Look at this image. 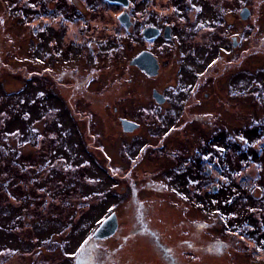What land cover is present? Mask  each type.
I'll list each match as a JSON object with an SVG mask.
<instances>
[{
  "label": "rangeland",
  "instance_id": "obj_1",
  "mask_svg": "<svg viewBox=\"0 0 264 264\" xmlns=\"http://www.w3.org/2000/svg\"><path fill=\"white\" fill-rule=\"evenodd\" d=\"M68 1L0 0V264H264V0H252L250 18L240 14L248 0H238V12L227 13L201 0L187 17H177L182 24L205 20L182 42L203 41L204 34L213 38L216 24L220 68H233L235 59L237 72L248 65L238 79L252 88L244 86L248 93L232 97L223 73L196 95L202 75L188 90L177 92L173 85L181 76L200 75L195 59L214 58L217 47L176 61L185 46L162 43L155 48L161 62L157 77L131 66L145 45L131 35L117 42L103 31L104 21L108 29L118 22L119 8L92 16L91 31L105 32L108 42L77 46V61L68 59L60 71L51 57L55 19L40 15L54 7L66 11ZM73 6L90 16L85 0ZM233 36L238 47L231 54ZM84 38L79 35L78 41ZM101 49L105 55L96 60ZM153 87L170 101L157 104ZM213 88L217 95L211 96ZM195 103L197 111L221 110L222 126L232 124L231 132L222 128V139L231 133L244 144L248 140L253 159L247 161L238 141L235 152L221 157V179L230 175L227 182L239 192L216 194L218 207L209 214L184 212L182 203L184 108ZM124 114L141 122L140 129L123 132L119 115ZM249 122L252 131L243 125ZM162 168L169 187L149 180ZM245 184L256 187L246 194ZM111 212L118 217L117 231L95 238ZM213 217H221L222 224Z\"/></svg>",
  "mask_w": 264,
  "mask_h": 264
},
{
  "label": "flooded vegetation",
  "instance_id": "obj_2",
  "mask_svg": "<svg viewBox=\"0 0 264 264\" xmlns=\"http://www.w3.org/2000/svg\"><path fill=\"white\" fill-rule=\"evenodd\" d=\"M73 1L75 0L68 1L69 4L70 3L71 4L69 6L70 9H66V11L55 9L54 7L53 10H45V13L40 15L41 19L45 18L43 16L44 14H48L49 17L55 19V23H52V21H50V23L53 25L55 30L53 31L56 34V36L54 37L55 48L53 50V53L51 54V57L52 60L59 65L58 66L59 70L63 69L62 64L65 63L68 59L70 60L72 59V57H74L72 61H77L76 59V53L78 54V52L76 51L77 46H82L85 44L90 45L92 42H95L97 46L102 47L103 43L108 42L107 40L108 36H105L106 34L107 35L113 34V36L117 39V42L123 39L121 37L127 38L131 35L133 37L134 43L138 42L139 44H144L145 47L141 51L143 50L151 51L157 57L159 62L158 74L150 77H157L160 73L161 62L159 56L156 54L155 48H157V46H160L162 43H165L166 45H169L171 47L173 45L185 46L182 48V52L179 53L178 56L176 55L175 57L176 61L181 60L182 59L181 57L182 56L186 57V55L190 57H194L198 54V51H201L204 48L213 47L214 49L217 47L218 49L219 46L216 24L214 31L212 32L213 38L210 35L206 37L204 34V36L201 35L199 39L203 41L182 42L183 40L185 41L186 38L187 39H191L190 37L193 38L194 35H192V32L196 31L195 28L196 26H198V24L203 25V23H205V20L197 21L195 23L187 21V23L186 24L183 23L184 24L183 25L180 22V20H178L177 17L178 15L180 18L183 17V19L184 17H187L188 13L191 10L193 9L196 10V7L199 8L198 5L196 4H198V2H200L201 0H184L183 3H179L180 0H129L128 5H124L122 3H114L109 0H85L88 14H90V16L89 17L87 16V18L84 15V13L82 14L80 10L79 12L78 9L72 8ZM208 2H210V5H213L215 11H217L216 9L219 8V10L223 11V13H227L229 11L238 12V0H208ZM248 2L249 3L246 4L244 2L242 3L243 5L240 6V12L241 9L245 7L249 8L250 11L247 18H250L254 13V8H253L252 0H248ZM169 7H172L173 10L170 14H167L168 10L164 11V9L165 8L167 9ZM116 8H119L120 10L117 15L118 22L114 23L113 25L114 27L110 29L106 27L108 24L106 21H104V25L102 22L103 31L105 30L106 34L105 32L100 31V35L95 36L94 33L91 31L92 28L91 25L93 24L92 16L98 13L103 15L105 12L109 13V10L113 11ZM120 14H124L125 16H128L129 26H127L119 19ZM79 21L80 23L78 24ZM183 21L185 22V20ZM44 22L45 24L42 25V28H44V30H47L48 22H46V19H44ZM102 25L100 26V28L102 27ZM182 26H184L185 28L183 29ZM148 27L155 28L153 33L156 34L151 33V35H153V37L151 36V38H148L146 36L147 34H144V30ZM62 32L66 34V37L63 38L61 36ZM185 32L186 34L184 35ZM79 35H83L85 38L83 40L78 41ZM237 43H238L237 36H233L232 44H231L233 49H228L231 54H234L232 52L233 50H235L234 52L236 53L238 47ZM115 45H113V47H115ZM113 47H111L112 48L111 50H114ZM105 51L106 49L104 51L101 49L98 52V54L95 55L96 56L95 59L96 60L103 59L105 55L104 53ZM116 51L117 50H115L114 52ZM248 53H251V51ZM81 54H83V52ZM84 54L85 56L87 55L86 53ZM172 54L174 55V52ZM220 59L222 58L219 49H218V54L214 58L195 59L194 65H199L202 67L201 74L196 75V77H194L195 80L191 79L192 78L191 75H187V76L185 75L184 79L181 76L180 80L178 78L177 80L179 81H176L175 84L173 83V85H175V88H177V92H182L184 90H188L189 88L195 87L197 79H199V77L202 75V78H200V80L197 82L198 84L196 85V90H194L193 92L194 95H196L197 90L200 87H204L206 84L212 82L213 78H216V82H218L220 76L224 74L227 76V79L229 80L227 91L229 92L230 97L235 96L237 93H242V94L248 93L247 90H243V88L244 86L252 88V83H246V85H244L240 82V79H238L240 75H246L249 69L248 65H246L247 67L244 68V71L241 70L237 72V63L239 61L238 59H235V61H230V63L232 64L231 66H233V68H230L229 70L227 68L222 69L220 68V63H221ZM212 66H214L213 70H212ZM137 68L140 69L139 67ZM251 70L252 68L249 70L248 75H250ZM154 89L157 88L153 87V90ZM191 92H192L191 90L190 92L188 91L187 95H189ZM204 94L205 96H209V92L207 91H205ZM214 94L217 95V92L213 88L211 96H213ZM169 101H170V96H165L164 102L162 103L166 104ZM200 102H201L200 100L196 101V103L198 104H200ZM156 103L162 104V103H158L157 101ZM196 103L195 105L184 108L186 113V120L183 123V129H186L187 133L182 138V144H181V150H182L181 160L183 165H182V169H180L181 171L180 174L183 181L182 194L184 200L182 201V203H183L184 212H187V210L188 211L195 210L197 212L201 211L202 213H206V211H208L209 214L211 210L215 211L216 210L215 207H218L217 199H216L217 197L215 196L216 194H220L221 192L222 193L239 192L237 190L238 186L232 184V182L230 181L227 182L228 177H231L230 175L228 176L226 175L223 180L221 179V175L219 171L220 163L218 162H220L222 156L228 153L231 154L232 152H235L236 151L235 147L237 146L238 142L239 145L244 144L242 142L244 141V139L241 138L239 139L237 138V136L233 138L231 133H230V137L228 136L227 138L222 139L220 135L221 130L223 127L227 128L226 125L222 126L223 121H220V118L224 113L221 110H215L213 112L214 114L213 115L212 112L210 111L208 113L200 110L197 111L198 107H196ZM115 109L117 108L115 107ZM248 111L250 112L249 114H251L253 112V107L251 106V108ZM152 113H154V111ZM133 117L134 116H130L127 114L119 115L121 126H122V121H121L122 118H127L138 123V126L135 129L129 131L123 129L122 126L123 132L132 133L135 130L140 129L139 127H141L142 123L135 120ZM261 121L262 124H264L263 115L261 117ZM230 125L232 124L229 123V128H227L229 132H231ZM243 125L249 131L254 130L253 122H249L248 124H243ZM193 127H197V128H193ZM195 130H197V132H195ZM191 131L192 133H190ZM204 134H208V136H205ZM232 141L235 142V145L231 143ZM244 145H245L243 146L244 151L245 152L247 151L246 152L247 154L246 159L248 158L247 161L248 162L253 161V159L249 157L251 154V151L248 150L250 142L247 140ZM224 151H227V153L224 154ZM222 158L225 159L224 157ZM241 160H244V158L239 159V161ZM247 161H245V163ZM166 162L167 161L165 160V163ZM161 165L162 167L164 166L163 164ZM166 168L167 166H165V169ZM165 169L162 168L161 170H156L155 171L156 173H153L151 175L149 179L150 182H153L156 186L157 181L161 180L159 181V185H165V187H169V181L167 175L165 174L167 173V171ZM258 177H260V174L258 175ZM229 183L231 185H229ZM152 187L153 189L156 188L153 185ZM241 187H242L241 190L245 191L247 194L249 190H254L256 185L252 186L245 184L243 186L241 185ZM163 189L164 188L162 187L161 190ZM184 202L187 203L185 204ZM213 219H218L216 222L213 221L214 223L220 222V224H222L221 217H213ZM118 225H119V221H118ZM247 225H249V223H247ZM126 237L127 235L125 236V238Z\"/></svg>",
  "mask_w": 264,
  "mask_h": 264
},
{
  "label": "water",
  "instance_id": "obj_3",
  "mask_svg": "<svg viewBox=\"0 0 264 264\" xmlns=\"http://www.w3.org/2000/svg\"><path fill=\"white\" fill-rule=\"evenodd\" d=\"M114 3H122L124 5L129 4V0H109ZM249 8L245 7L241 9V16L243 18H247L249 15ZM119 19L125 23L127 26H129V21H128V16H125L124 14L119 15ZM154 27H148L144 30V34H147L146 36L148 38L153 37L151 33L154 31ZM167 31V30H166ZM156 34V33H153ZM130 65H134L139 67L143 72L148 74L149 76H154L158 74L159 72V62L157 57L149 50H143L136 56H134L132 59L129 61ZM153 97L158 103L164 102L165 96L163 93H161L159 90L154 89L152 92ZM122 126L123 129L125 130H133L138 126V123L127 119V118H122ZM118 228V217L115 212H112L109 216H107L96 228V230L93 233V236L95 238H105L109 237L117 231Z\"/></svg>",
  "mask_w": 264,
  "mask_h": 264
}]
</instances>
